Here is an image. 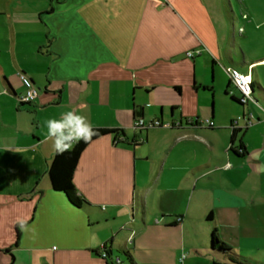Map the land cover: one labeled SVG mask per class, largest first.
I'll return each instance as SVG.
<instances>
[{"label": "crops", "instance_id": "crops-1", "mask_svg": "<svg viewBox=\"0 0 264 264\" xmlns=\"http://www.w3.org/2000/svg\"><path fill=\"white\" fill-rule=\"evenodd\" d=\"M237 1L240 31L257 46L242 62L225 58L230 0H0V264H113L104 246L113 258L130 251L137 264H181L190 221H206L205 263L241 255L264 264V0ZM225 60L227 72L252 74L254 100L241 103L229 79L216 105L214 68ZM23 75L38 88L31 103L20 101ZM206 96L215 126L203 133ZM68 111L96 133L73 144V182L87 201L79 207L48 176L55 149L44 122ZM140 118L163 124L135 128ZM168 191L185 216L150 220ZM135 203L142 223L125 233L115 221ZM214 227L231 251L211 247Z\"/></svg>", "mask_w": 264, "mask_h": 264}, {"label": "rangeland", "instance_id": "rangeland-1", "mask_svg": "<svg viewBox=\"0 0 264 264\" xmlns=\"http://www.w3.org/2000/svg\"><path fill=\"white\" fill-rule=\"evenodd\" d=\"M226 5H228V0H223ZM231 4L233 6V10L236 12L235 14V21L234 25L231 23V19H229V27L228 31L231 32V35L234 36L230 39L229 45L227 47V54L225 55V58L227 59V56L229 54L231 55L232 59L236 62H242L243 61V53L249 54L252 53L255 54L257 52V46L250 44L249 40L246 37V33L243 34L242 31H240V27H243V30L245 29V24H243L239 8H238V1L237 0H230ZM228 60V59H227ZM246 62L250 61V59H245ZM211 63L209 62L208 66L206 67L205 71L207 74V77L209 78L210 69H211ZM224 65H221V63H218L216 67L214 68V81H215V88L216 93L213 94L214 96V102L216 101V105L219 106L222 103V94L225 91L226 84L228 80L231 78L228 72L226 71L227 62L223 63ZM257 66V65H256ZM206 77V78H207ZM211 96V95H210ZM210 96L205 97L206 100H200V108L198 112V125L202 127L203 133H208L211 131V128H209V124L207 120H210L208 118V110L210 108ZM203 110V111H201ZM167 185V184H166ZM168 188V187H165ZM168 191V197L170 199L166 203V209H164L163 213L160 212V207H157L156 204H152L150 206V210L147 211V217L155 221L157 223H164L168 219H177V223L181 222L178 220L179 217L182 218V216L186 214L185 210H182L178 206V202L174 201V198L172 196L173 192H171V195H169ZM184 204L186 207L190 205V209L194 206V202H190L188 199H184ZM170 203V204H169ZM169 205V206H168ZM168 207V208H167ZM104 209V208H103ZM143 210L139 207H137V204H133L131 207L128 208L127 213L120 214L117 216L115 224L118 226V228L123 229V232L130 233L133 228L137 229V227L140 225L141 218L139 216L142 215ZM164 217L162 218V215ZM139 219L138 221H135L134 219ZM148 219V220H149ZM183 219V218H182ZM142 223V222H141ZM206 221H201L199 224L197 221L195 222H188L186 226L187 230V238L184 241V248L181 252V261L179 262L181 264H190L193 260H200L203 262V264H207L206 262V254H207V248L206 243L208 241V237H206L205 229H206ZM180 226V225H179ZM178 226V227H179ZM117 228V229H118ZM177 228V227H176ZM174 228H171L172 230ZM174 231V230H173ZM170 232V239L167 237L168 241L172 243V241H176L178 239L177 234L175 232ZM133 238V237H132ZM131 240V239H130ZM229 248H232L229 246ZM138 258H142L145 254L143 252L138 251L137 253ZM121 256V258L124 259V254L120 253L117 250H114V257ZM183 259V260H182Z\"/></svg>", "mask_w": 264, "mask_h": 264}, {"label": "trees", "instance_id": "trees-1", "mask_svg": "<svg viewBox=\"0 0 264 264\" xmlns=\"http://www.w3.org/2000/svg\"><path fill=\"white\" fill-rule=\"evenodd\" d=\"M176 89L178 90L177 87ZM238 133H239V130L236 127H233V134H232L233 141L238 135ZM125 139H126V135L124 131L118 132L115 136L116 143H119L120 141H124ZM131 143L134 146H137L140 144L139 140L135 138H133ZM230 148L232 150V146ZM237 152L239 153V155H242V156L247 153L246 147L243 142L240 145V151H237ZM80 156H81L80 152L78 150H75V148L73 147L71 150L66 151L63 154H58L55 151L54 157L48 169V176H49V180H50L53 190L65 193L66 196L69 198L70 202L78 207L81 206L83 202H87L83 197L78 195L76 186L73 182L74 173L78 165ZM210 217L211 216H209V218ZM210 244L213 249H220V250H226V251L232 250L231 248L226 246L224 241L221 240L218 229L216 227H214L212 231ZM103 252H105L108 255L107 258L109 257L111 258L113 264H124V263L137 264L132 254L130 253V251L126 249H123L120 252L124 254L125 256L124 259L121 258V256H117L118 261L111 256L106 246L103 247ZM100 256H101V253H100ZM230 261L235 264H251V262L247 258L241 255H236V257L234 259L231 258ZM217 264H224V263H217ZM225 264H229V263H225Z\"/></svg>", "mask_w": 264, "mask_h": 264}, {"label": "clouds", "instance_id": "clouds-1", "mask_svg": "<svg viewBox=\"0 0 264 264\" xmlns=\"http://www.w3.org/2000/svg\"><path fill=\"white\" fill-rule=\"evenodd\" d=\"M259 27V25H257ZM47 139L52 140L53 148L58 154H63L72 149L73 144L83 140L86 144L96 133L87 118L75 111L62 113L60 119H48ZM21 228L26 227L23 219L18 220Z\"/></svg>", "mask_w": 264, "mask_h": 264}, {"label": "built area", "instance_id": "built-area-1", "mask_svg": "<svg viewBox=\"0 0 264 264\" xmlns=\"http://www.w3.org/2000/svg\"><path fill=\"white\" fill-rule=\"evenodd\" d=\"M201 49L189 50L187 51L188 57H193L195 55L201 54ZM228 74L230 75L231 82L235 86V88L239 91V101L241 103H248L250 100H254L252 96V87H253V77L252 74L242 73L236 69H228ZM22 82L25 87L24 94L20 97V101L22 103H31L33 102L38 95V88L35 86L33 80L27 76H22ZM210 127H214V121L207 120ZM163 123L160 120H152L148 123H145L144 119L140 118L135 122V128H146L153 126H161ZM178 220H182L181 217ZM101 256L107 258V254L105 252H101ZM118 261V258H115Z\"/></svg>", "mask_w": 264, "mask_h": 264}, {"label": "water", "instance_id": "water-1", "mask_svg": "<svg viewBox=\"0 0 264 264\" xmlns=\"http://www.w3.org/2000/svg\"><path fill=\"white\" fill-rule=\"evenodd\" d=\"M254 92V88L252 87V93ZM234 143H231V146H233ZM240 151V147L236 148V152Z\"/></svg>", "mask_w": 264, "mask_h": 264}]
</instances>
